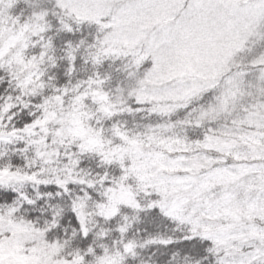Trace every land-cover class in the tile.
<instances>
[{
	"label": "snow or ice",
	"instance_id": "obj_1",
	"mask_svg": "<svg viewBox=\"0 0 264 264\" xmlns=\"http://www.w3.org/2000/svg\"><path fill=\"white\" fill-rule=\"evenodd\" d=\"M0 264H264V0H0Z\"/></svg>",
	"mask_w": 264,
	"mask_h": 264
},
{
	"label": "rangeland",
	"instance_id": "obj_2",
	"mask_svg": "<svg viewBox=\"0 0 264 264\" xmlns=\"http://www.w3.org/2000/svg\"><path fill=\"white\" fill-rule=\"evenodd\" d=\"M231 47V41L223 33H220L218 38L207 44L202 52L201 62L198 65L201 77L205 82L217 81L220 85L219 93H223L226 88V80L236 71V68L232 65V61L227 58L226 54ZM249 47H253L250 43ZM259 52V48H256L255 55ZM252 55L248 53H242L237 57V60H247L252 58ZM253 79V77H249ZM243 113H241L242 115Z\"/></svg>",
	"mask_w": 264,
	"mask_h": 264
}]
</instances>
